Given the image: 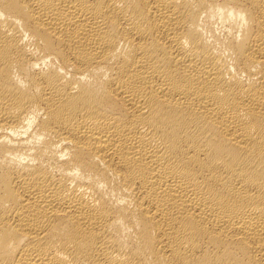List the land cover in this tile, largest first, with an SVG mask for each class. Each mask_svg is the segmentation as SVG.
I'll use <instances>...</instances> for the list:
<instances>
[{"label": "bare ground", "instance_id": "1", "mask_svg": "<svg viewBox=\"0 0 264 264\" xmlns=\"http://www.w3.org/2000/svg\"><path fill=\"white\" fill-rule=\"evenodd\" d=\"M0 264H264V0H0Z\"/></svg>", "mask_w": 264, "mask_h": 264}]
</instances>
